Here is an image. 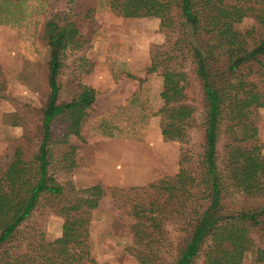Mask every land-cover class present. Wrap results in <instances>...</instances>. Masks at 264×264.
Here are the masks:
<instances>
[{
    "label": "trees",
    "instance_id": "16d2710c",
    "mask_svg": "<svg viewBox=\"0 0 264 264\" xmlns=\"http://www.w3.org/2000/svg\"><path fill=\"white\" fill-rule=\"evenodd\" d=\"M106 1L116 15H152L173 32L165 48L150 49L146 72L162 78L153 114L163 140L182 144L179 169L143 186L111 189L133 221L127 250L136 264H243L248 253L264 264V159L255 116L264 107V0ZM68 5L66 16L43 25L49 93L38 135L24 136L0 169V264H99L89 224L105 190L58 179L76 167L72 140L81 137L96 98L90 85L68 78L73 86L65 87L62 75L68 50L84 43L79 26L93 18L97 0ZM247 16L255 27L236 30ZM79 60L91 72L92 63ZM198 113L202 144L195 152L184 145ZM43 200L62 218L60 236L17 249L21 228Z\"/></svg>",
    "mask_w": 264,
    "mask_h": 264
},
{
    "label": "rangeland",
    "instance_id": "374dc122",
    "mask_svg": "<svg viewBox=\"0 0 264 264\" xmlns=\"http://www.w3.org/2000/svg\"><path fill=\"white\" fill-rule=\"evenodd\" d=\"M68 2L0 0V169L8 166L24 136L38 135L49 93L48 50L41 43L43 25L55 14L60 18L66 16ZM159 23L152 15H116L106 0H97L93 18L79 26L82 47L68 50L65 58L62 75L65 87L73 86L66 82L68 78L74 83L90 85L96 90V98L88 109L81 137L72 140L77 146L76 167L67 176L58 172V179L65 182L70 176L77 187L99 183L105 190L104 197L91 212L89 224L91 254L99 264H136L127 250L131 244L127 226L133 221L115 205L111 189L146 185L124 184L136 180L133 168L141 164L154 165L153 182L179 169V157L175 163L167 161L166 165L159 160L161 150L176 154L182 144L163 140L159 117L153 114L161 105L162 78L158 73L146 72L150 49L165 48L173 37L172 30L161 28ZM255 25L254 19L247 16L235 23L234 28L245 32ZM80 57L92 63L91 72H85L87 65H79ZM255 116L257 141L264 159V107L257 108ZM201 120L198 113L197 125L189 130L184 145L195 152L201 150ZM144 158H148L147 163ZM122 166L124 169L118 175L117 169ZM130 176L134 177L128 179ZM54 208L50 201H41L21 228L17 249L25 250L41 237L49 241L60 236L63 221ZM168 230L170 236L175 234L171 225ZM243 264L262 263H257L248 253Z\"/></svg>",
    "mask_w": 264,
    "mask_h": 264
},
{
    "label": "crops",
    "instance_id": "0c3cea01",
    "mask_svg": "<svg viewBox=\"0 0 264 264\" xmlns=\"http://www.w3.org/2000/svg\"><path fill=\"white\" fill-rule=\"evenodd\" d=\"M160 156H161V158L159 160L165 161L164 165L167 164V161L171 162V163H175L176 161H178L179 149L176 151V154H175V151L168 152L167 150L163 149L160 152ZM147 159L148 158H144L145 163L148 162ZM133 161L134 162H139V163L141 162V161H137V159H134ZM164 165H163V167H164ZM153 166L148 165V167H146L143 164H141V165H138L137 167H134L135 169L133 168V170H135V172H136V175H135L136 180L135 181H133V180L132 181H126L124 184H135V183L147 184V183L153 182L154 179H152V178H154V174H155L154 170L156 169ZM123 167L124 166H122V167L117 169L118 175L122 173L121 169ZM173 172L175 174V169H173ZM133 177L130 176V177H128V179H131ZM123 179H125V178H123ZM142 179H145V180H142Z\"/></svg>",
    "mask_w": 264,
    "mask_h": 264
}]
</instances>
